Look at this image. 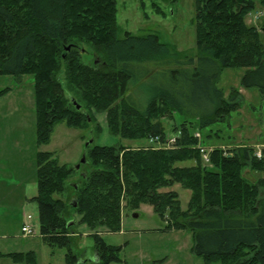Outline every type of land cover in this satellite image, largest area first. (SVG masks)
<instances>
[{
  "label": "trees",
  "instance_id": "1",
  "mask_svg": "<svg viewBox=\"0 0 264 264\" xmlns=\"http://www.w3.org/2000/svg\"><path fill=\"white\" fill-rule=\"evenodd\" d=\"M258 5L264 0H195L198 54L178 58L155 33L118 37L117 0H0V74L34 76L39 144L50 142L58 123H94L93 109L106 112L112 135L149 141L140 147L90 143L92 169L73 185V168L52 151L38 152L33 200L40 234L50 246L67 247L66 264L80 261L73 250L77 224L91 229L98 264L121 261L122 246L108 243L99 229L120 231L124 208L143 204L166 221V230L191 231L193 251L205 264H264V176L243 174L244 167L264 173V150L258 157L252 146H215L205 163L200 139L241 107L238 89L227 98L218 87L225 68H246L241 85L264 92V26L245 20ZM80 41L94 47L95 63L83 62ZM135 81L149 93L145 105L130 91ZM173 113L182 120L171 141L162 118ZM184 161L193 163L178 164ZM175 184L191 191L185 209L177 191L163 190ZM72 186L71 203L56 196ZM5 256L13 264H36L34 251H0V260Z\"/></svg>",
  "mask_w": 264,
  "mask_h": 264
},
{
  "label": "rangeland",
  "instance_id": "2",
  "mask_svg": "<svg viewBox=\"0 0 264 264\" xmlns=\"http://www.w3.org/2000/svg\"><path fill=\"white\" fill-rule=\"evenodd\" d=\"M118 2V37L127 31L144 35L155 33L164 43L174 46L178 58L197 56L195 35V0H117ZM158 8L163 12H157ZM264 6L257 8L246 16L248 25L264 26ZM82 60L86 64L96 62L98 54L94 47L85 41L79 42ZM246 68H225L220 76L218 87L222 88L228 98L233 89H238L243 97L241 107L232 111L225 121L215 123L202 131L201 140L205 148L216 145L232 146L251 144L264 145V92L259 87L246 88L241 80ZM59 77L69 95L66 76L63 70ZM9 88L0 96V251L29 252L34 251L36 264H66L67 247H54L46 244L40 234L38 203L33 200L38 194L37 154L40 151H52L73 168L70 184L82 180L92 167L89 162H82L87 143L102 145L125 144L140 147L149 141L127 139L110 133L106 112L88 110L95 122L83 128L70 127L65 122L55 126L50 142L39 144L37 141V115L34 97V76L0 74V90ZM140 81L131 82L130 91L145 105L148 92ZM163 117L162 121L172 139L175 127L182 116ZM100 127V130H98ZM218 132L219 138L210 132ZM178 133V134H177ZM151 142V141H150ZM221 146V147H222ZM259 148L255 151H263ZM263 153V152H262ZM184 161L179 165H191ZM79 165V166H78ZM243 174L250 180L264 176V173L244 167ZM179 193L181 206L185 209L191 197V191L175 184L171 188ZM72 202L75 197L73 186L63 195ZM139 213L140 216H134ZM28 215L32 219H28ZM71 217L77 222L80 218L75 210ZM25 224L35 227V233L25 234ZM166 221L162 220L149 204H143L137 210L127 207L123 210L122 226L118 232H109L100 228L108 243L122 246L121 261L110 264H205L204 258L193 251L195 241L189 230H166ZM79 233L73 245L79 254V264H98L94 251L92 232L85 224L73 228ZM0 264H13L12 258L5 256ZM28 264V263H23Z\"/></svg>",
  "mask_w": 264,
  "mask_h": 264
},
{
  "label": "built area",
  "instance_id": "3",
  "mask_svg": "<svg viewBox=\"0 0 264 264\" xmlns=\"http://www.w3.org/2000/svg\"><path fill=\"white\" fill-rule=\"evenodd\" d=\"M196 135L199 136L200 134L197 133ZM151 141H154V140H151ZM171 141H174V137L171 139ZM201 153H202V157L204 159V162L205 163H209V149L203 147V148H201ZM256 154H257L258 157H261L262 156V151H257ZM27 218L28 219H32V216L28 215ZM22 232H24L27 235L28 234H33V233H35V227H33L32 225H29V224H25L22 227Z\"/></svg>",
  "mask_w": 264,
  "mask_h": 264
},
{
  "label": "crops",
  "instance_id": "4",
  "mask_svg": "<svg viewBox=\"0 0 264 264\" xmlns=\"http://www.w3.org/2000/svg\"><path fill=\"white\" fill-rule=\"evenodd\" d=\"M246 20V19H245ZM264 23V22H263ZM213 134H214V137H216V138H219V134H217L216 132H213ZM219 145V144H218ZM218 145H216V146H218ZM242 145H248V146H252V147H254L255 148V150H258L259 148H264V145H261L260 147L257 145V146H254V145H251V144H242ZM222 146V144L220 145V147ZM236 146H240V145H236ZM236 146H232V147H236ZM223 148H226V147H224V146H222ZM257 152V151H256ZM257 179V178H256Z\"/></svg>",
  "mask_w": 264,
  "mask_h": 264
},
{
  "label": "water",
  "instance_id": "5",
  "mask_svg": "<svg viewBox=\"0 0 264 264\" xmlns=\"http://www.w3.org/2000/svg\"><path fill=\"white\" fill-rule=\"evenodd\" d=\"M68 49H69V47H68ZM78 108H80V105H78ZM92 142H93V140L89 141V142L87 143V145H89V144L92 143ZM85 161H86V152L84 153L83 158H82V162H85ZM78 166H79V165H78ZM134 216L138 217V216H140V214H139V213H134Z\"/></svg>",
  "mask_w": 264,
  "mask_h": 264
}]
</instances>
